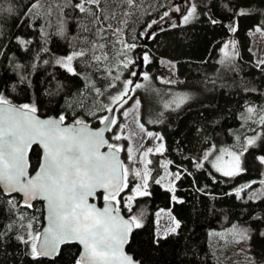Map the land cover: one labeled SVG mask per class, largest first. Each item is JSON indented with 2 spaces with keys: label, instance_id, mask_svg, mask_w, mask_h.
I'll list each match as a JSON object with an SVG mask.
<instances>
[{
  "label": "trees",
  "instance_id": "obj_1",
  "mask_svg": "<svg viewBox=\"0 0 264 264\" xmlns=\"http://www.w3.org/2000/svg\"><path fill=\"white\" fill-rule=\"evenodd\" d=\"M36 2L0 0V94L14 105L35 103L40 116L64 115L66 123L79 119L96 127L101 124L99 118L109 114L108 106L117 116L123 109L111 104V97L123 90L131 67H123L121 42L136 45L126 55L136 54L139 66L140 56H149L150 62L143 63L149 79L138 76L128 87L133 89L137 83L143 87L128 93L141 99L140 121L162 138L163 151L149 154L151 195L137 196L130 204L131 211L121 206L126 217L137 215L142 224L134 230L127 253L139 264H217L210 234L226 230L233 242L244 245L241 263L264 264V164L259 160L264 156V123L260 121L264 116V57L258 62L250 49V31L264 28V0H191L196 17L185 25L161 20L165 12L174 13L180 0H134L131 5L129 0H99L88 5L94 15L74 7L80 0H40L43 7L30 12ZM49 3H53L50 15L46 11ZM57 4H63L62 10ZM154 21L158 23L148 30ZM232 23L234 32L230 30ZM230 36L237 54L220 60V48ZM21 40L29 43L21 44ZM93 43L105 47L90 51ZM81 51L86 54L72 61L75 74L57 63ZM94 54L107 55V59L95 61ZM160 59L175 67L173 87L191 95L181 109H163L158 104L146 109L147 84L153 103L168 91L157 80L163 72ZM249 106L255 110L251 114ZM255 130L259 140L243 153V171L236 176L216 173L207 159L197 167L190 157V153L211 145L233 146L235 136ZM110 134L108 139L114 143ZM163 158L168 169L180 176L173 192L156 183ZM38 160L39 149L33 146L30 172ZM122 163L126 167L134 164L124 161L123 152ZM136 180L135 175L130 177L128 187ZM173 195L182 203L173 201ZM96 198L100 204L102 195ZM31 205L0 188V264H75L79 253L76 244L62 246L52 259H33L30 243L19 239H28L29 232H40L42 205L38 200ZM160 209L168 210L180 221V227L157 246L153 243L155 213ZM242 229L247 230L246 238L238 234Z\"/></svg>",
  "mask_w": 264,
  "mask_h": 264
},
{
  "label": "snow or ice",
  "instance_id": "obj_2",
  "mask_svg": "<svg viewBox=\"0 0 264 264\" xmlns=\"http://www.w3.org/2000/svg\"><path fill=\"white\" fill-rule=\"evenodd\" d=\"M133 2L134 0H129L130 5ZM98 3L99 0H80L74 7L81 13L94 15L88 5ZM56 6L58 10L63 8V4ZM38 7H43L40 0L33 3L29 11L33 12ZM52 9L53 3H49L47 14L50 15ZM195 13L196 8L192 6L187 14L183 15V22L188 23ZM164 15L167 16L168 13L165 12ZM212 23L215 24L217 21L212 20ZM62 26L61 21V30ZM230 30L234 32L236 29L233 26ZM20 43L26 44L29 41L21 40ZM121 43L124 50L121 55L125 56L123 67L127 68L132 61L127 58L126 52L135 48L136 45ZM231 43L234 47L235 42ZM104 47V44L93 43L90 51ZM228 48L229 44L225 43L221 49L226 60L236 55L235 52L230 54L227 51ZM85 54L83 51L73 52L72 55L58 59L57 63L69 73L75 74L72 61ZM93 59L101 61L107 59V55L94 54ZM143 60L145 63L150 62L147 53L144 54ZM132 75L136 76L137 73L133 72ZM143 78L148 80V74L144 73ZM116 79L118 80L119 76ZM164 82L172 83V81ZM132 84V80L124 81L123 90L111 97V104L127 103L124 97L128 95V92L143 87L142 84L137 83L133 89H129L128 86ZM114 86L110 85V87ZM96 91L99 93V89ZM178 99L177 108L186 101L187 96L184 95ZM106 111L113 112L114 109L108 106ZM254 111L252 107L247 108L249 114ZM36 113L35 103H24L17 106L12 104L5 95L0 94V187H3L9 194L22 193L28 207L32 206V200L41 199L46 202L47 208L48 224L43 232L36 235L29 232L28 239L24 240L23 237L19 239H22L25 244L30 243V254L34 260L40 257H53L59 253L62 244L76 242L82 250L75 264H139L125 252V245L130 243L134 230L142 227L140 217L130 215L125 218L120 215V202L116 199L128 187L130 169L118 157L121 147L109 143L104 138V132L109 129V125L117 123L116 118L107 115L100 117L99 121L104 128L89 130L88 126L79 119L75 121L76 126H62L65 120L64 115L56 119H40ZM124 114L127 115V112ZM260 121L264 123V116L260 117ZM140 128L141 131L144 130L143 125H140ZM147 135L151 137L153 133L148 132ZM113 138L120 140L121 136L117 134ZM157 139L162 138L157 135ZM255 141V137L247 138L243 151H247L248 146L254 145ZM33 145H38L42 152L35 175H30L28 153ZM105 146L108 151L101 152V148ZM155 151H163V144L159 145ZM152 152L153 149L148 148L141 155V162L144 163L143 174L135 169L131 170L133 175L141 177L142 183L137 184L132 189V195L126 197L125 207L129 211H131V202L137 196L151 195L148 191L150 172L147 167L151 161L145 158ZM128 153L129 161L135 163L131 147L128 148ZM208 155L210 153L205 155V159ZM224 155L228 156L227 161L224 160ZM242 155L243 152L237 153L222 149L221 155L216 157L212 167L223 176H236L243 171ZM259 160L261 164H264V156L259 157ZM197 167L200 165L197 164ZM179 178L177 174L176 179ZM156 183L159 184L160 180ZM98 189L102 190L101 194L105 201L102 209L88 203V198L96 194ZM168 191H173V189L169 188ZM171 199L182 203L175 195ZM172 224L174 227L167 229V233H174L180 227V221L175 217H172ZM28 227L31 228V225L29 224ZM238 234L246 238L247 230H238ZM165 238L155 236L153 243L158 246L160 240Z\"/></svg>",
  "mask_w": 264,
  "mask_h": 264
},
{
  "label": "rangeland",
  "instance_id": "obj_3",
  "mask_svg": "<svg viewBox=\"0 0 264 264\" xmlns=\"http://www.w3.org/2000/svg\"><path fill=\"white\" fill-rule=\"evenodd\" d=\"M183 2V6L181 3ZM193 6L191 0H180V3L175 7L174 13H168L167 16H163V19L161 20H167V19H172L173 16H177V14H181L180 17L177 19L176 22H173V24H178V25H185L191 22L195 17V15L190 18L188 23L183 22V15L187 14V11ZM159 20L158 22H160ZM158 22H151L150 25L151 27H148V30H152L154 26ZM234 26L232 23L230 25V29ZM259 29V30H258ZM250 38H251V45L250 49L252 52L255 53L256 58L258 62H260L263 57H264V28L261 27H256L253 30L250 31ZM232 41H234L233 37H228L224 40L221 48H220V60L224 59V55L221 52V49L223 48L225 43L229 44V48L227 51L232 54L235 52L237 54V49H236V43L234 44V47L232 45ZM235 42V41H234ZM133 49V48H132ZM234 56V55H233ZM142 57V61L140 62V66L138 65V60L135 55H129L127 58L132 61L128 65V68L130 67V73L128 76V80H132L135 82L136 78L143 77L144 76V70H143V55L140 56ZM122 62H125V59L122 60ZM160 67L162 68V74L158 77L159 83L167 86L164 88V90L168 91H163L162 94H160V98L153 103L152 100L149 99V94L151 90L148 87L149 84H147L146 89H145V104H146V109L153 108L154 106L160 105L162 106L163 109H181L183 108V105L187 100L191 98V95L173 87L175 80L177 78L176 72H175V67L174 65L165 60V59H160L159 60ZM135 72L137 73L136 76H133L132 73ZM164 81H172V83H165ZM186 95L187 99L185 102L181 104L179 108L176 107V103H179L180 97ZM124 99L127 101V103H122V104H117L115 107L116 109L119 106H123L122 111L120 112L119 116L117 114L114 116L116 118L117 123L115 125L111 126V134H110V139L114 142L112 144H117L121 147V151L124 153V161H129V153H128V148L131 147L132 149V156L135 160V163L133 164V167H128L130 169L129 176H128V182L130 177L133 176L132 174V169H135L137 171H140L141 174H143L144 170V163L141 162V155L142 153L148 149L152 148L153 152L152 153H161L162 151H155L159 145L162 144L161 139H157V132L154 130H149L147 129L140 121L139 117V112L142 107V102L141 99L138 96L131 97V94L128 93ZM137 101H139V104H137ZM252 107L253 106H249ZM127 112V115L124 113ZM108 113V112H107ZM140 125H143L144 130L141 131ZM123 126V127H121ZM148 132L153 133V135L150 137L147 135ZM119 134L121 136L120 140H115L113 137L115 135ZM256 138L255 144H257L259 140V131L255 130L251 133H246L245 135H240L239 137L235 136L234 141H233V146H216V145H211L203 150H197L192 153H190V157L192 160L196 162V164H201L203 160L205 159V155L210 153L208 155V158L206 162H208L209 166L216 172L221 174L220 172H217L213 167L212 164L216 160L217 156L221 155V150L222 149H227L229 151H235L237 153L240 152H245L243 151L245 145H246V139L247 138ZM118 141L121 142V145L118 143ZM254 145L248 146L252 147ZM149 153V154H152ZM149 154L145 158L146 160H149ZM224 160H228V156L224 155ZM162 173L159 177L158 180H160V184L164 186L166 189L172 188L174 190V182L176 180V172H172L168 169V163L166 159H162ZM149 169V164L147 165ZM241 167H242V156H241ZM150 172V169H149ZM222 175V174H221ZM136 183L131 187L125 188L120 195L116 198L120 203L119 207H125V202H126V197L129 195H132V189L137 185L142 183L141 177L136 176ZM150 179V175L148 177V181ZM173 192V191H170ZM121 207V208H122ZM172 215L168 210L160 209L155 213V235L156 236H161L164 237L165 235L169 234L167 233V229L174 227L172 224ZM211 252L214 255V259L216 260L217 264H244L241 263V260L244 258L242 257V254H244L242 251L244 249V245L241 241H235L233 242L231 234L226 231V230H220V231H213L210 234V240H209ZM234 260H238V262L233 263Z\"/></svg>",
  "mask_w": 264,
  "mask_h": 264
},
{
  "label": "water",
  "instance_id": "obj_4",
  "mask_svg": "<svg viewBox=\"0 0 264 264\" xmlns=\"http://www.w3.org/2000/svg\"><path fill=\"white\" fill-rule=\"evenodd\" d=\"M181 5L183 6V2L181 3ZM180 15H181V14H177V16H175L174 18H172V19L169 21V23L173 24V22H176L177 19L180 17ZM113 113H114V111H113V112H110L108 116H113ZM36 115H37L40 119H48V118L56 119V118H58V117H56V116H40V115H38L37 113H36ZM84 124L88 126V129H89V130H97V129H100V128H104V125H103V124H99V125L96 126V127H93V126H91V125H89V124H87V123H84ZM62 126H76V125H75V123H66V122H64ZM110 126H111V125H109V129L106 130V131L104 132V138H105L106 140H108V142H109V139H108V132H109V130H110ZM33 146H37V148L39 149V159H40V155H41L42 150L40 149V147H39L38 145H33ZM107 151H108V149H107L106 146L103 147V148H101V152H107ZM30 152H31V149L29 150V153H28V159H29ZM118 157H119V159H120L121 162H122V155H121V152L118 153ZM38 165H39V160H38V164H37L36 168H35L32 172H30V163H29L28 171H29V174H30V175H35V170L38 168ZM0 188L5 192V190L3 189V187H0ZM5 193H7V192H5ZM99 193H102V190H99V189H98L96 194H94L92 197H89V198H88V203H89V204H93V205H95L97 208L102 209V208L105 206V201H103L100 205H99L98 203L95 202L96 197H97V194H99ZM7 194H9V193H7ZM13 194H17V195H19V196L21 197L22 201L25 203V201H24V197H23V194H22V193H18V192H12V193H10V195H13ZM35 200L40 201V202H41V205H42V211H43V216H42V226H41V228H40V232H39V233H42L43 230H44V228H46V227H47V224H48V221H47V208H46V202L43 201V200H41V199H35ZM35 200H32L31 203H32L33 201H35ZM25 204H26V203H25ZM120 215H122L123 217L127 218V217L122 213L121 210H120ZM68 244H76V245L79 247V253H78V257H79L82 248H81V246H80L78 243H76V242L67 243V244H62V245L60 246V249H61L62 246H64V245H68ZM126 246H127V245H125V252L127 253V251H126ZM127 254L130 255L129 253H127ZM55 256H56V255H55ZM55 256H53V257H42V258L52 259V258H54ZM130 256H131V255H130ZM133 259H134V258H133ZM134 260H135V259H134Z\"/></svg>",
  "mask_w": 264,
  "mask_h": 264
},
{
  "label": "flooded vegetation",
  "instance_id": "obj_5",
  "mask_svg": "<svg viewBox=\"0 0 264 264\" xmlns=\"http://www.w3.org/2000/svg\"><path fill=\"white\" fill-rule=\"evenodd\" d=\"M114 111H115V110H114ZM114 116H115V114H114ZM110 129H111V128H110ZM110 131H111V130H110ZM100 194H101V193H100ZM101 195H102V194H101ZM102 197H103V196H102ZM96 199H97V198H96ZM103 201H104V199L101 200V203H102ZM95 202H96V200H95ZM96 203H97V202H96ZM101 203H100V204H101ZM100 204H99V205H100ZM120 210H121V207H120ZM121 211H122V210H121ZM122 213H123V212H122Z\"/></svg>",
  "mask_w": 264,
  "mask_h": 264
},
{
  "label": "bare ground",
  "instance_id": "obj_6",
  "mask_svg": "<svg viewBox=\"0 0 264 264\" xmlns=\"http://www.w3.org/2000/svg\"><path fill=\"white\" fill-rule=\"evenodd\" d=\"M111 130V129H110Z\"/></svg>",
  "mask_w": 264,
  "mask_h": 264
}]
</instances>
